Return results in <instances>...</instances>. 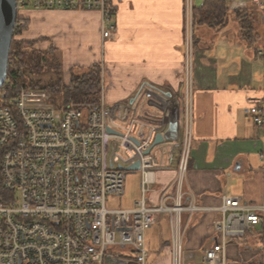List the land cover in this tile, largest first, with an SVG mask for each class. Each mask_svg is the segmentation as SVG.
Returning a JSON list of instances; mask_svg holds the SVG:
<instances>
[{
    "label": "built area",
    "instance_id": "2783aa9c",
    "mask_svg": "<svg viewBox=\"0 0 264 264\" xmlns=\"http://www.w3.org/2000/svg\"><path fill=\"white\" fill-rule=\"evenodd\" d=\"M249 2L264 14V0ZM106 3L15 0L18 17L26 9L99 12L102 40L114 41L116 32ZM240 5L245 6V1L232 8ZM192 9V0H184L186 96L183 142L174 180L176 193L163 190L155 205L148 203V196L156 184L152 145L156 131L136 136L110 131L107 120L111 108L105 103L102 87L97 106L59 110L36 106L45 92H13L11 83L4 81L0 88V264H147L145 234L161 214L168 216L171 264H187L183 239L189 219L197 213L219 215L212 222V243L204 249L198 264H229L228 243L257 228L264 243V165L262 197L254 205L224 195L219 207H202L192 191L184 189L192 121ZM257 53L264 69V35ZM247 106L264 138V70L263 87L247 100ZM135 161L140 162L139 200L132 208L107 209V198L121 196L124 190V174L117 166ZM260 253L259 264H264V245Z\"/></svg>",
    "mask_w": 264,
    "mask_h": 264
},
{
    "label": "crops",
    "instance_id": "0c3cea01",
    "mask_svg": "<svg viewBox=\"0 0 264 264\" xmlns=\"http://www.w3.org/2000/svg\"><path fill=\"white\" fill-rule=\"evenodd\" d=\"M113 1L114 41L102 40L99 12L81 10H23L19 17L29 24L20 38L25 41L42 39L36 45L41 50L54 47L61 55L63 76L68 75L72 67L87 68L105 60L107 87L104 96L106 105L111 108L107 120L110 131L136 136L152 128L156 131L155 137L167 130L175 132L176 140L164 139L154 145L156 184L148 196V203L155 205L163 190L171 195L176 193L174 180L183 142L186 96L184 0ZM204 1L192 0L193 8H200ZM223 1L229 9L227 26L217 30L214 38L205 28H199L196 33L200 48L195 49V56L197 53L200 56L194 67L190 157L184 183L198 205L212 208L221 205L224 195L239 203L254 205L260 202L263 192V166H252L249 158L250 154H258L263 159V132L253 122L247 106V100L259 90L253 87L249 72L219 79L217 58L206 56L207 47L219 40L228 45L227 48H245L246 58L254 56L258 60L257 49L253 50L255 44L248 45L240 37L236 15L242 13V18L257 10L249 0ZM242 1L245 6L232 8ZM258 13L264 26V14ZM256 30L261 39L264 27L257 26ZM226 171L243 181V196L232 190L230 194L224 192ZM137 201L135 199L132 205ZM218 217L214 212L191 216L183 239L187 264L200 262L204 249L212 243V222ZM252 233L228 243L229 264H259L261 253L251 252L255 245L250 237ZM170 236L168 216L157 215L155 224L145 234L147 264H171ZM242 241H247L248 246L244 247ZM236 243L241 246H235Z\"/></svg>",
    "mask_w": 264,
    "mask_h": 264
},
{
    "label": "trees",
    "instance_id": "16d2710c",
    "mask_svg": "<svg viewBox=\"0 0 264 264\" xmlns=\"http://www.w3.org/2000/svg\"><path fill=\"white\" fill-rule=\"evenodd\" d=\"M114 6L113 0H107L106 8L110 16L114 13ZM258 12H250L242 18V13L236 14L239 18L240 37L248 45L255 44L253 50L258 49L261 37L254 28L259 20ZM192 22V49H196L200 48L197 30L199 28L210 30L212 33L209 36L214 38L217 30L227 26L229 9L223 0H205L200 8L192 9ZM28 24V20L20 17L16 19L6 78L12 85L11 91L25 89L47 92L50 94L51 102L59 110L66 107L86 110L97 106L101 93L99 65L95 63L87 68L72 67L68 70L70 80L65 84L62 59L56 57L57 50L52 46L46 50L36 48L42 39L25 41L20 38L27 30Z\"/></svg>",
    "mask_w": 264,
    "mask_h": 264
},
{
    "label": "rangeland",
    "instance_id": "374dc122",
    "mask_svg": "<svg viewBox=\"0 0 264 264\" xmlns=\"http://www.w3.org/2000/svg\"><path fill=\"white\" fill-rule=\"evenodd\" d=\"M193 24V22H192ZM263 26V23H261L260 17L259 20H257V23L255 24L254 28H257V26ZM193 28V27H192ZM193 31V29H192ZM220 37H223L220 36ZM221 39V38H220ZM226 43V41H224ZM228 45L223 44L221 41H217L213 45H209L207 47V53L206 56L210 57H216L217 58V69H216V74L219 77V79H227L229 76L235 75L239 76L242 75L243 73H250L252 76V83L253 87L260 89L263 87V65L260 59H256L254 56L250 58H246L245 55V48H239L237 46H232L231 48H227ZM59 56L61 57L60 53L57 51L56 57ZM199 54L197 53V57L195 56V48L192 49V75H191V94L193 93L194 89V83L196 81V75H195V69L194 67L196 66L197 63H199ZM104 62L105 60L102 59L100 63H97L100 68V76H101V82H102V89L105 90L107 87V80H106V74H105V68H104ZM77 68V67H76ZM76 68H74V71H76ZM70 80V77L65 73V76H63V81L65 84H68ZM60 101H58L59 103ZM36 106L38 107H56L51 102V97L50 94L45 92L43 100L36 101ZM185 113V112H184ZM153 129H148V131H152ZM116 151V150H115ZM247 156V155H246ZM245 156V157H246ZM250 163H252V166H258L264 165V159L261 160L260 155L258 154H250ZM124 174V194L121 196H109L106 201V208L113 210V209H119V208H130L133 207L132 203L135 199L140 198V180H141V174L139 171L136 172H130V171H122ZM229 173L231 172H225L224 173V179L226 181V188L224 189V192L230 194V193H235L238 196H243V181L239 180L232 175L230 176ZM228 174V175H227ZM184 185V189L185 184ZM232 190V192H231ZM191 219V218H190ZM189 219V221H190ZM186 221L187 219L184 217L183 219ZM186 224V223H185ZM189 224V222H188ZM262 232L260 228H257L254 233L250 236L254 241L255 245L251 247V252L252 253H260V249L264 245L263 241L261 239H258L261 236ZM108 240H112V236L108 235ZM237 240V239H234ZM243 240V239H242ZM233 241V240H231ZM244 247L248 246L247 241H242L240 242ZM239 244L236 243L235 246H238ZM241 246V245H239ZM258 256H261L259 254ZM257 258V257H255Z\"/></svg>",
    "mask_w": 264,
    "mask_h": 264
},
{
    "label": "water",
    "instance_id": "95a60500",
    "mask_svg": "<svg viewBox=\"0 0 264 264\" xmlns=\"http://www.w3.org/2000/svg\"><path fill=\"white\" fill-rule=\"evenodd\" d=\"M17 19L15 0H0V88L7 78L8 57L13 38L14 27ZM176 140L175 132L167 130L163 135H156L153 146L162 143L163 140ZM133 141V139H132ZM137 145V141H134ZM148 151L145 152V154ZM140 168V162L135 161L127 166L118 165L120 171L136 172Z\"/></svg>",
    "mask_w": 264,
    "mask_h": 264
}]
</instances>
